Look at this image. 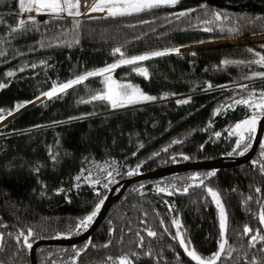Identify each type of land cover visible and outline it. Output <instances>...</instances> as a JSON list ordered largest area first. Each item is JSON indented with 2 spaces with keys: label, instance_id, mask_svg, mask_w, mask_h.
<instances>
[{
  "label": "trees",
  "instance_id": "trees-1",
  "mask_svg": "<svg viewBox=\"0 0 264 264\" xmlns=\"http://www.w3.org/2000/svg\"><path fill=\"white\" fill-rule=\"evenodd\" d=\"M201 5H207V10ZM187 9L196 11L188 17L172 15ZM214 11L226 16L205 24ZM17 12V0H0V84L5 85L0 88L2 117L16 111V105H26L53 88L121 59L246 36L263 35L256 37L263 41L155 57L139 65L147 68L148 78L133 71L134 66L107 74L157 97L155 101L113 108L108 101L93 100L94 95L106 91L104 77L96 76L5 127L0 132L3 264H31V249L14 239L20 231L27 234L28 228L33 230L35 235L29 239L33 245L39 240L73 237L88 229L92 223L85 229L79 222L110 189L99 196L84 194L69 199L65 194L73 178L91 162L127 160L130 167L123 180L177 162L240 155V150L233 151L237 136L229 131L253 109L233 101L264 91V80L252 78L256 72H264V66L249 63L259 59L257 53L264 55V19L259 18L264 17V0H182L174 8L122 18L49 17L38 20L44 23L26 32L13 34L10 29L16 26ZM76 20L80 21L78 28ZM117 47L123 56L115 53ZM225 60L244 63L225 65ZM251 98L258 102L256 96ZM262 145L248 163L132 184L113 203L89 245L84 241L42 246L37 250L39 264H118L122 256H128L132 264H197L186 255L179 237L173 239L178 229L172 221L180 222L179 231L186 243L190 241V250L194 248L204 258L217 252L220 211L207 192L209 187L220 193L229 223L226 254L218 264H252L253 258L264 264L260 245L250 248L248 237L241 235L245 225L262 227L258 219L262 205L255 201H264V173L253 163H264ZM129 171L135 174L129 176ZM212 172L216 175L210 176ZM159 187L166 191L159 192ZM169 191L173 194L168 195ZM247 196L253 201L246 205ZM149 229L157 236H148Z\"/></svg>",
  "mask_w": 264,
  "mask_h": 264
},
{
  "label": "snow or ice",
  "instance_id": "snow-or-ice-1",
  "mask_svg": "<svg viewBox=\"0 0 264 264\" xmlns=\"http://www.w3.org/2000/svg\"><path fill=\"white\" fill-rule=\"evenodd\" d=\"M180 3V0H93L92 6L88 9L87 12L81 11V3L80 0H17L18 5V12H17V23L15 27L10 29L11 33H21L30 30L33 27H36L40 23H44L37 20V16L44 15L54 17L56 19H65L67 17H72L74 20L81 16H90L91 13L94 12H101L106 13L104 18H122V17H132V16H141L144 13L153 12L155 10L169 7L174 8L176 5ZM201 8L207 10V5H201ZM196 9H187L184 11H180L177 13H173L172 15L176 16L177 18L180 17H188L191 15L192 12H195ZM35 12L36 16L27 15ZM226 16L225 13L214 11L212 12V16L209 19H205V24H213L215 21H219ZM92 19H97L98 17H91ZM264 19V17H259ZM2 22V21H0ZM141 23H150L149 20H142ZM80 21L76 20L75 27H79ZM206 31H211V28L205 29ZM264 47V46H262ZM251 51V49H250ZM169 52H175L179 54L180 50L178 48H174L169 50ZM169 52L163 51H154L150 54L135 56L131 58L121 59L118 63H113L108 65L104 68L99 69L98 71L89 72L86 75H81L78 78L71 80L63 85L60 86L59 91L64 92L66 89L73 87L74 85L80 84L83 81L87 80L89 77L93 76H102L104 77L103 83L106 85V91L99 95H94L92 97L93 100H102L108 101L111 103L113 108L116 107H123L125 104H134V103H141V102H149L155 101L157 97L147 95L143 91H141L137 86H133L130 83H121L120 81L114 79L112 75L105 76V73H112L115 69L121 67L122 65H131L134 66L132 68L133 71L137 72L139 75L148 78L149 73L147 68L140 67L139 63L143 61H147L154 57H161L164 55L169 54ZM115 53H119L121 56L124 53L121 51V48L117 47L115 49ZM192 55H195L193 53ZM259 56V59L250 61L249 63H256L264 66V55L256 54ZM225 65L233 64V63H244L243 61H231L225 60L223 62ZM9 77L13 75L12 72L7 74ZM247 78V77H246ZM252 78H260L264 80V72H256L253 74ZM5 87V85L0 84V88ZM211 87V85H209ZM242 87L247 88V85H243ZM57 89L53 88L50 92L44 93V95L51 98L52 96L56 95ZM252 96H256L258 102L252 100ZM39 99V97H37ZM180 103H186L187 101H179ZM235 104H243L247 105L248 107L253 109L251 115L243 120L240 123L235 124L234 128L229 131V135H236L237 139L235 141V148L233 149L234 152L237 150L239 151L240 155H244L246 152L249 151L251 147V141L255 137V133L257 132V126L261 118H264V91H261L259 94L252 93L248 98H241L236 99L233 101ZM24 105H16V110L23 107ZM219 112L220 109H217ZM12 112L10 111L8 115H11ZM4 117L0 116V122H2ZM247 134V135H246ZM217 137L221 135V133H215ZM175 143H181V141H176ZM203 147V146H201ZM264 147V145H262ZM167 151V149H165ZM264 155V153H262ZM184 159H188V157H184ZM257 164L260 171L264 173V163H259L257 161L253 162ZM39 171V169H37ZM106 172V179L111 177L112 179L109 180V183L115 182L112 172L104 170ZM135 174L134 171H129L128 175L131 176ZM210 176H215L216 173L212 172L209 174ZM76 181H80L84 179L88 181L93 187L96 185H100L101 181L99 178H93L92 174L89 172L87 176L83 174L78 175L75 177ZM193 179H199L198 177H194ZM203 184V181H201ZM80 185L77 184V187ZM108 183L103 184V188H108ZM159 192H165L166 189L163 187H159L157 189ZM63 191V190H61ZM184 192H187L188 189L184 188ZM261 189L256 188L255 192L260 193ZM207 192L211 194V197L215 200L217 207L220 211V218H219V227L221 229V242L218 244V251L212 254L210 257L204 258L201 255H198L196 250L189 249L190 241L186 243L183 234L179 231L180 222L178 220H173L172 223L177 227L178 231L176 235L173 236V239L179 237L178 243L183 246L186 255L192 260L197 262V264H217L218 261L221 260L222 256L226 254V245L228 244V231H229V223H228V215L226 209L221 201L220 193L214 191L212 188H207ZM97 196L100 195L99 191L95 193ZM171 191L168 192V195H172ZM107 197L102 198L99 203L95 206V209L92 213L86 216L83 220L79 222V227L87 228L89 224L93 222L94 217L99 213L101 206L104 204V200ZM250 201H253L252 196H247L245 198V204L247 205ZM255 203L261 204L262 207L258 213V219L262 227L260 228H252L248 225L243 227V232L241 233L242 236L248 237L249 247L256 248L257 244L260 245L259 251L264 254V201L256 200ZM171 209V206H169ZM11 236V233L7 234ZM35 233L31 228L27 229V234L25 231H20L15 237V242L19 244H23L26 246L27 249L32 248V244L29 243V239L33 237ZM139 235V233H137ZM147 235L150 237H156L157 232L153 230H147ZM143 238L141 237V242ZM5 241V233H0V251L3 250L4 244L2 242ZM107 246V245H106ZM142 246V243H141ZM230 246L228 251H230ZM80 253L78 252L77 255ZM112 260L111 257L108 258ZM0 264H3V261H0ZM118 264H132V260L128 256H122L119 258ZM252 264H257L255 258L252 259Z\"/></svg>",
  "mask_w": 264,
  "mask_h": 264
},
{
  "label": "water",
  "instance_id": "water-1",
  "mask_svg": "<svg viewBox=\"0 0 264 264\" xmlns=\"http://www.w3.org/2000/svg\"><path fill=\"white\" fill-rule=\"evenodd\" d=\"M181 1L182 0H180V2ZM34 14L35 15H32V16H36L35 12H34ZM247 37L251 38V36H246V38ZM252 42L253 41H250L249 43H252ZM216 46H218V45H214V46L213 45H206V46L201 45V46H195V47H188L186 49H180V52L186 51V50H199V49H205V48H212V47H216ZM171 54H176V53L175 52H169V54H167V55H171ZM117 69H115L114 71H116ZM93 77H96V76H93ZM93 77H89L87 80H89ZM87 80H85V81H87ZM85 81H83V82H85ZM68 89H70V88H68ZM68 89H66L65 91H67ZM61 93H63V92H60L59 90H57L56 95L52 96L51 98H53V97H55ZM51 98L39 97V99H36V100L30 102L29 103L30 105L28 107H25L24 110L22 109V111H20V113L18 115L14 116L11 119H13V121H14L16 118H18L19 116H21L25 112L29 111L30 109H32V108H34V107H36L42 103H44L45 101H47ZM263 137H264V118H261V120L259 121V124H258L257 133H256V136L254 138L253 144H252L251 148L249 149V151L246 152L244 155H240V156H236V157H230V156L224 157L223 156V157L216 158V159L174 163V164L169 165V166H165V167H161V168L154 169L151 171L139 173L135 176L128 177V178H125V179L119 181L116 185H114L110 189V191L106 195L107 199L104 200V204L101 206L99 213L97 214L94 221L92 222V224L88 227V229L86 231H84L83 233L78 234L76 236H73V237L52 238V239H44V240L36 241L32 245V248L30 250L31 264H39L38 258H37V250L42 246L76 245V244L82 243L84 241H88V245H89L91 243V238H92L93 234L96 232V230L99 228L102 221L105 219L106 214L111 209L113 203L115 201L119 200L124 195L127 188L129 186H131L132 184L140 182V181H146V180L161 178V177L171 175L174 173L187 172V171H198V170H216V169H220V168H223L226 166L227 167H233V166L241 165L244 163H248L254 158V156L258 152V149L262 143ZM226 247H227V245H226ZM219 262L220 261H218L217 264Z\"/></svg>",
  "mask_w": 264,
  "mask_h": 264
},
{
  "label": "built area",
  "instance_id": "built-area-1",
  "mask_svg": "<svg viewBox=\"0 0 264 264\" xmlns=\"http://www.w3.org/2000/svg\"><path fill=\"white\" fill-rule=\"evenodd\" d=\"M109 74V73H105ZM129 164L127 160H121L118 158H111L109 160H96L87 164L76 176L83 174L87 176L89 172L92 174L93 178H99L101 181L100 185H96L93 187L88 181L81 179L80 181H76L75 177L73 178L71 187L66 190V198L80 197L81 195L87 194L89 196L96 195L95 193L99 191L100 194L108 191L114 185H116L122 177L125 175L127 170L129 169ZM110 171L113 174L115 182L109 183V180L112 178L109 177L106 179V172L104 170ZM108 183V188H103V184ZM77 184L80 186L77 187Z\"/></svg>",
  "mask_w": 264,
  "mask_h": 264
},
{
  "label": "rangeland",
  "instance_id": "rangeland-1",
  "mask_svg": "<svg viewBox=\"0 0 264 264\" xmlns=\"http://www.w3.org/2000/svg\"><path fill=\"white\" fill-rule=\"evenodd\" d=\"M92 2L93 0H80V3H81V11L82 12H87L88 9L92 6ZM27 15H35L34 12L32 13H29V14H25V16ZM99 16H106V13H101V12H94V13H91V17H99ZM50 16H44V15H40V16H37V20H45L47 18H49ZM81 17H90V16H81ZM39 18V19H38ZM260 36H263V35H260ZM260 36H251L250 37H242V38H239V39H229V40H221V41H212V42H207V43H204V44H200V45H196V46H201V45H238V44H246V43H249L250 41H253V42H258V41H263V40H257L258 38L256 37H260ZM232 40V41H230ZM192 47H195V46H192ZM163 52H169V51H163ZM183 52V51H182ZM144 62V61H143ZM143 62H140L139 65ZM127 66H131V65H122L121 67H127ZM119 67V68H121ZM60 86L55 88L57 90H59ZM43 97H48L46 95H42L41 98ZM30 104H26L24 105L23 107L19 108V110H16L14 112H12L11 115H6L4 116L2 122H0V132L10 123L13 121V118L14 116L18 115L20 113V111H22V109L24 110L25 107H28ZM16 118V117H15ZM14 118V119H15ZM247 135V134H246ZM237 139V137H236Z\"/></svg>",
  "mask_w": 264,
  "mask_h": 264
},
{
  "label": "flooded vegetation",
  "instance_id": "flooded-vegetation-1",
  "mask_svg": "<svg viewBox=\"0 0 264 264\" xmlns=\"http://www.w3.org/2000/svg\"><path fill=\"white\" fill-rule=\"evenodd\" d=\"M259 124V123H258ZM257 128H258V126H257ZM257 133V132H256ZM256 133H255V136H256ZM255 138V137H254ZM253 141H254V139H253ZM262 143H264V137H263V140H262ZM262 143H261V145H262ZM252 144H253V142H252ZM260 145V146H261ZM252 146V145H251ZM260 148V147H259ZM259 150V149H258ZM226 156H230V157H236L235 155H226ZM240 156V155H239ZM183 162H187V161H183ZM177 163H182V162H177ZM216 170H219V169H216ZM128 178V177H127ZM97 216V215H96Z\"/></svg>",
  "mask_w": 264,
  "mask_h": 264
},
{
  "label": "clouds",
  "instance_id": "clouds-1",
  "mask_svg": "<svg viewBox=\"0 0 264 264\" xmlns=\"http://www.w3.org/2000/svg\"><path fill=\"white\" fill-rule=\"evenodd\" d=\"M107 75V74H106ZM121 181V180H120Z\"/></svg>",
  "mask_w": 264,
  "mask_h": 264
}]
</instances>
